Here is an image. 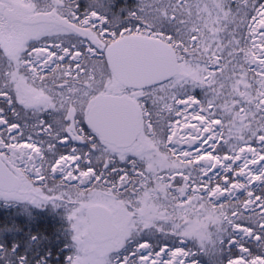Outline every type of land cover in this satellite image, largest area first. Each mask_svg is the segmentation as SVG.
Here are the masks:
<instances>
[{"label":"snow or ice","instance_id":"snow-or-ice-1","mask_svg":"<svg viewBox=\"0 0 264 264\" xmlns=\"http://www.w3.org/2000/svg\"><path fill=\"white\" fill-rule=\"evenodd\" d=\"M0 264H264V0H0Z\"/></svg>","mask_w":264,"mask_h":264}]
</instances>
